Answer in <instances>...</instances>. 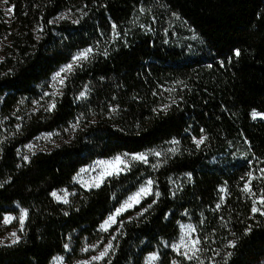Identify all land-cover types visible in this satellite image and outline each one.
<instances>
[{"label": "trees", "instance_id": "16d2710c", "mask_svg": "<svg viewBox=\"0 0 264 264\" xmlns=\"http://www.w3.org/2000/svg\"><path fill=\"white\" fill-rule=\"evenodd\" d=\"M7 2L10 24L0 9V33L9 39L0 60V220L18 208L27 216L18 241L0 245V264H50L60 254L71 261L85 241L98 240L112 248L90 264H143L185 221L204 264H264V215L252 211H264V120L251 116L264 113V0ZM86 48L92 52L69 74L55 107L33 110L50 75ZM54 131L69 138L19 158L20 146ZM147 151L154 153L96 187L73 182L98 158ZM249 172L257 177L251 194L243 191ZM146 180L152 194L100 232ZM64 187L67 200H55L52 192ZM162 257L169 264L173 255Z\"/></svg>", "mask_w": 264, "mask_h": 264}, {"label": "rangeland", "instance_id": "374dc122", "mask_svg": "<svg viewBox=\"0 0 264 264\" xmlns=\"http://www.w3.org/2000/svg\"><path fill=\"white\" fill-rule=\"evenodd\" d=\"M0 9L3 14V18L5 21L10 24L11 18H12V6L7 2V0H0ZM9 44L8 39V33H0V60L4 56V52L6 49V46ZM89 49V48H86ZM85 49L79 50L76 53L73 54V56L70 58V60L59 66L56 71H54L48 80L46 81V87L45 90L40 97L38 101H35L33 103V110H39L44 109L50 110V106L53 105L54 100L57 96L60 95L65 80L69 76V74L74 70L76 66H78L80 63H82L84 60H81L78 62V64H73V69L71 72H61V76L59 78H55L56 73L60 72L62 68L67 66L70 63H73V57L76 56L78 53L84 51ZM90 55V53H89ZM63 80V83L60 81ZM253 113V112H252ZM252 116V114H251ZM253 118V116H252ZM254 119V118H253ZM264 120V116H257L255 120ZM5 122H8L5 120ZM2 134H8V136H11L12 131H8V127H5V124L2 123ZM69 136H64L58 131L54 132H41L37 134L35 137H33L30 141H28L26 144L20 146L17 149V155L22 160H27L33 153L37 151H43V150H49L54 146L59 145L62 141L67 140ZM154 152L147 151V152H141V153H122L117 154L115 156L109 157V158H98L86 165H83L79 168L77 173L73 176V182L80 185L83 188H91L96 187L99 185L106 177L111 176L107 175V172L113 171L112 166L109 164V162L114 161L115 157L120 156L121 159L124 161L123 164H121L119 167L122 169L120 172L125 171L132 163L134 162H140L145 161L150 154ZM139 154H143L146 159H133L132 157L137 156ZM103 161L105 163L101 164L100 162ZM117 174V173H115ZM148 181L146 180L144 184H142L140 187H138L135 191L130 193L122 202L121 204L112 211L108 216H113L116 213L117 209H120L123 205L126 204V202H129V198L132 197L135 193H137L142 187L152 190V185H148ZM53 193H56V196L53 195ZM71 194L70 189L68 188H60L57 190H54L52 192V196L57 201H66L68 196ZM147 195H142L139 200L143 199ZM57 197H60L57 199ZM136 204H133V206ZM132 206V207H133ZM132 207L127 208L130 209ZM22 208H18L17 214L9 212L5 213L2 216V219L0 220V245L4 244H11L13 243V240L16 239V237L20 238L21 228H23V225H21L19 217L21 216ZM126 211V210H125ZM122 211L119 215L115 216V222L116 219L123 213ZM10 216L14 217V219L10 223H4V217ZM106 217L99 225L98 230L100 232L107 231L115 222L109 221V217ZM25 220V219H24ZM109 221V223L105 226V222ZM15 232L16 237H13L11 233ZM183 238V245L181 246ZM198 237L196 235V231L194 228V225L190 221L181 222L179 224V234L178 236L172 240V241H162L161 246L153 250L152 252L145 255L143 258V264H161L162 252L165 250H168L171 252L173 257L170 259L169 264H173L175 261L176 264H179V259H184L186 261L192 262L193 264H204V257L201 253L200 244H196L195 247L199 249L196 253V258L189 260L187 259L182 253L187 252L188 255H192V242L197 241ZM18 241V240H17ZM199 241V240H198ZM110 242V241H109ZM109 242H102L101 240L90 242L85 241L82 249L80 251V256L74 260L67 261L66 255H57L55 256L50 264H84V262L94 263L99 262L101 260H93V257H96L100 254V252L104 251L105 246L108 245ZM67 251H69V247L66 248ZM109 251V250H108ZM155 255L156 259H151V257Z\"/></svg>", "mask_w": 264, "mask_h": 264}, {"label": "snow or ice", "instance_id": "6c2138e0", "mask_svg": "<svg viewBox=\"0 0 264 264\" xmlns=\"http://www.w3.org/2000/svg\"><path fill=\"white\" fill-rule=\"evenodd\" d=\"M113 29L115 30V25L113 26ZM91 52H92V49L89 48V49H85L84 51L78 53L76 56L73 57V63L68 64L67 66H65L64 68H62L60 72H57V73H56V76L54 77V79H55V78H59V77L61 76V72H65V73H66V72H71L72 69H73V64H78L79 61L88 59L89 53H91ZM239 54H240V53H239V50H237V51L235 52V55H236V56H239ZM60 82L63 83V80H61ZM83 95H84V93H81V96H83ZM52 107H55V105H54V104L51 105V106H50V109H51ZM167 107H168V106H165V109H166ZM252 116H253V118L255 119L257 116H264V113H258V112H256V111H253ZM203 139H204V138H201V139H199V140H196V143H197V144L202 143V142H203ZM157 155H158V154H157ZM132 158H133V159H141V160L146 159L145 156H144L143 154H139V155L134 156V157H132ZM100 163L103 164V163H105V162L101 161ZM123 163H124V161L121 159L120 156L115 157L114 161L109 162V164H110V165L112 166V168H113V171H109V172H107V175H113V174L118 173L119 171H121L122 169H121L119 166H120L121 164H123ZM259 171H260L261 173H264V168L260 169ZM247 176L249 177V180L245 183L243 191L248 192V193L251 194V193H252V189H251V187H250L251 180H252V179H256L257 177H254L253 174H252L251 172L247 173ZM242 179H243V178H242ZM151 183H152L151 181H148V185H151ZM97 186H98V185H97ZM151 194H152V193L150 192L149 189H147V188H143V187H142L137 193H135L132 197L129 198V202H126L125 205H123L120 209H117V210H116V213H115L113 216H110V217H109V221H111V222H115V216H116V215H119L122 211L127 210V208H129V207H132L133 204H138V203L140 202L139 198H140L142 195H151ZM53 195L56 196V193H53ZM155 195L158 196L159 193H155ZM59 198H60V197H57V199H59ZM258 202H259L260 205L264 206V192H262L261 196L259 197ZM254 203H256V201H254ZM149 207H151V205H149ZM145 211H147V209H145ZM252 211H253L254 213H255V212H260L261 215H264V211H262L261 208H258V207H255V206H254L253 209H252ZM26 216H27V211H26V210H22V212H21V216L19 217V220H20L21 225H23V222H24V219L26 218ZM13 219H14V217L6 216V217H4V223H10ZM109 221H106V222H105V226H102V227H106V225L109 223ZM22 230H23V228H21V231H22ZM11 235H12L13 237H16V233H15V232L11 233ZM18 239H19V238L16 237V239L13 240V243H15ZM198 243H199L198 240L192 242V249H191V250H192V255H188L187 252L182 253V254H183L187 259H189V260H192V259L196 258V253H197V251H199V249H197V248L195 247V245L198 244ZM231 243H232V245L234 246V242H231ZM181 246H184V245H183V238H182ZM110 248H112L111 241L108 243V245L105 246L104 251L100 252V254H99L98 256L93 257L92 259H93V260H101V259H103V258L108 254V250H109ZM229 255H231V253H229ZM151 259H156V256L153 255V256L151 257ZM84 264H88V262H84ZM173 264H176V262L174 261Z\"/></svg>", "mask_w": 264, "mask_h": 264}, {"label": "water", "instance_id": "95a60500", "mask_svg": "<svg viewBox=\"0 0 264 264\" xmlns=\"http://www.w3.org/2000/svg\"><path fill=\"white\" fill-rule=\"evenodd\" d=\"M108 217H110V216H108Z\"/></svg>", "mask_w": 264, "mask_h": 264}]
</instances>
